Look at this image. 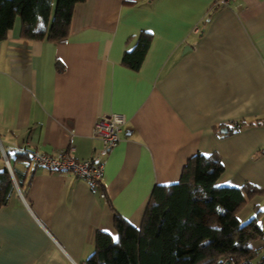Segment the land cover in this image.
<instances>
[{"label": "crops", "instance_id": "crops-1", "mask_svg": "<svg viewBox=\"0 0 264 264\" xmlns=\"http://www.w3.org/2000/svg\"><path fill=\"white\" fill-rule=\"evenodd\" d=\"M142 33L131 69L122 57ZM113 112L126 120L103 153L93 127ZM70 146L103 163L100 186L27 157ZM196 153L219 158L218 186L264 189V0H83L63 41L24 37L19 17L0 40V169L7 159L14 186L0 264H82L97 231L116 235V213L138 227L153 186L176 183Z\"/></svg>", "mask_w": 264, "mask_h": 264}, {"label": "trees", "instance_id": "trees-1", "mask_svg": "<svg viewBox=\"0 0 264 264\" xmlns=\"http://www.w3.org/2000/svg\"><path fill=\"white\" fill-rule=\"evenodd\" d=\"M80 1L83 0H56L52 14L53 0H0V40L19 17L24 37L63 41L72 8ZM149 43L150 34L142 33L134 47L125 51L122 63L138 69ZM223 170L217 156L196 153L183 166L176 183L153 186L138 227L116 213L118 242L110 233L97 231L94 252L82 264L264 262V256L255 260L257 249L250 244L262 235L257 217L242 223L236 215L247 198L261 193V189L250 183L241 187L218 186L216 180ZM13 190L11 176L4 166L0 169V206L7 204ZM212 215L218 217L219 224L209 221Z\"/></svg>", "mask_w": 264, "mask_h": 264}, {"label": "built area", "instance_id": "built-area-1", "mask_svg": "<svg viewBox=\"0 0 264 264\" xmlns=\"http://www.w3.org/2000/svg\"><path fill=\"white\" fill-rule=\"evenodd\" d=\"M226 4L228 0H219ZM124 115L120 113H110L101 116L94 124L93 136L98 137L102 142V152L106 153L114 147L120 140L121 127L125 122ZM237 124V123H236ZM30 160L34 164L51 171H70L77 177L85 180L92 188L100 186L103 178V163L94 157L77 159L73 156V147H67L55 154L31 151L28 153ZM5 164L10 170L9 163L5 159ZM104 196L103 192H100ZM240 264H249L243 260ZM259 264H264L261 262Z\"/></svg>", "mask_w": 264, "mask_h": 264}, {"label": "rangeland", "instance_id": "rangeland-1", "mask_svg": "<svg viewBox=\"0 0 264 264\" xmlns=\"http://www.w3.org/2000/svg\"><path fill=\"white\" fill-rule=\"evenodd\" d=\"M55 1L56 0H53L52 14L54 12ZM253 204H256V205L253 207ZM247 205H250L251 207H253V211L249 213L248 215H246L245 217H243L242 223L248 221L254 215L257 217V221L264 220V189L263 190L261 189V193H257V194L252 195L251 197H248L243 208ZM255 241L256 239L254 238L251 240V243L256 244Z\"/></svg>", "mask_w": 264, "mask_h": 264}, {"label": "snow or ice", "instance_id": "snow-or-ice-1", "mask_svg": "<svg viewBox=\"0 0 264 264\" xmlns=\"http://www.w3.org/2000/svg\"><path fill=\"white\" fill-rule=\"evenodd\" d=\"M112 238H113L114 242H118L119 237L117 235H113Z\"/></svg>", "mask_w": 264, "mask_h": 264}, {"label": "water", "instance_id": "water-1", "mask_svg": "<svg viewBox=\"0 0 264 264\" xmlns=\"http://www.w3.org/2000/svg\"><path fill=\"white\" fill-rule=\"evenodd\" d=\"M226 129H223V131H225Z\"/></svg>", "mask_w": 264, "mask_h": 264}]
</instances>
